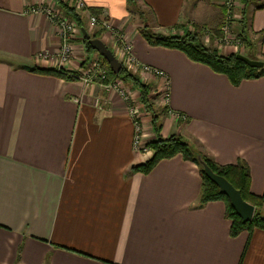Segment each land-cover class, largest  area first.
I'll return each mask as SVG.
<instances>
[{"label":"crops","instance_id":"1","mask_svg":"<svg viewBox=\"0 0 264 264\" xmlns=\"http://www.w3.org/2000/svg\"><path fill=\"white\" fill-rule=\"evenodd\" d=\"M80 1L126 36L140 65L162 72L141 80L157 90L166 83L168 109L185 120L166 113L161 136L179 134L218 165L243 161L250 192L264 197V77L234 86L178 50L149 45L127 0ZM137 2L160 34L195 13L188 0ZM245 3L246 57L264 61V0ZM43 4L56 5L0 0V264H264V231L230 236L224 203H199L194 163L176 155L131 171L151 156L134 153L115 90L21 68L57 50L55 25L32 12ZM72 46L69 69L78 70L81 37Z\"/></svg>","mask_w":264,"mask_h":264},{"label":"trees","instance_id":"2","mask_svg":"<svg viewBox=\"0 0 264 264\" xmlns=\"http://www.w3.org/2000/svg\"><path fill=\"white\" fill-rule=\"evenodd\" d=\"M243 4L246 5L242 0ZM54 2L61 7V9L72 16L76 22H81L79 17L74 14V10L65 3L64 0H54ZM135 0H127L128 8L130 5L134 6ZM131 7V6H130ZM92 13L99 15V11L91 9ZM142 17V16H141ZM243 17V16H242ZM244 21L242 20L243 31L239 35L240 39L246 41ZM80 24V23H79ZM83 27H81V30ZM101 30V29H100ZM101 31H95L93 34H89L90 38L100 39L102 35ZM140 36L151 46H159L168 49L178 50L183 53L190 61L203 64L210 68L214 73L224 75L228 81L237 86L242 80L256 79L264 77L263 68H252L235 58L234 53L222 54L216 47L207 46L203 43L200 32L195 30H187L183 34H169L162 35L156 33L146 26H142L139 29ZM84 37V36H83ZM83 49L86 53V57H89L91 53H96L91 49L87 40L83 39ZM101 58V63L105 67L107 74V83L109 80L119 78L125 81L126 84L133 85L139 94V100L146 111L150 110L149 104V92L153 88L149 83H143L136 76L127 73L125 69L121 68L119 73L114 74L110 71L107 62ZM88 59V58H87ZM81 62V67L85 64L86 60ZM21 68L40 75L54 76L65 80L77 79L79 73L68 69H56V68H42L35 66H21ZM112 82V81H111ZM106 84V83H104ZM161 111V113L159 112ZM166 114V109L155 111L152 115L151 126L155 134V139L150 141L147 145L153 151L151 157L144 163L137 164L131 168L132 172H139L142 174L150 172L158 162L164 159L172 158L176 155H180L184 160L194 163L199 168L201 176V192H200V204H205L209 201H222L225 205L226 218L230 220L229 234L232 237L238 236L242 232L250 234L253 230L259 229L264 231V215H261L258 210L264 206V197L257 196L250 192L249 184V169L243 161H238L234 165H218L211 158L205 156L202 152L191 147L189 143L181 138L179 134H172L168 137H162L160 134L161 125L160 118ZM201 155L202 159L213 170L214 173L223 176L232 186L240 191V194L244 201L253 205L255 212L253 218L245 223L241 218L236 215L235 211L231 207L227 197L220 193L218 187L210 181L202 172L201 167L198 165L196 155Z\"/></svg>","mask_w":264,"mask_h":264},{"label":"rangeland","instance_id":"3","mask_svg":"<svg viewBox=\"0 0 264 264\" xmlns=\"http://www.w3.org/2000/svg\"><path fill=\"white\" fill-rule=\"evenodd\" d=\"M64 1L65 3H67L69 7L73 9V2L71 0H64ZM228 1L229 0H191V1L188 0V5H187L188 9H193V12H195L194 16L189 14L188 17L186 18L187 19L186 23L184 25H179L180 26V27L178 26L179 31L175 30L174 34H183L187 30L197 29L200 32L202 41L205 45L216 47L222 54H224L226 51H232L234 54H242V55L245 54V56H247L246 50L249 49L248 39L244 41L239 37V35L243 31L242 20L244 21L243 22L244 26L247 22L246 21L247 18L245 15L246 12L245 13L243 12L245 5L242 3L243 2L242 0H231L230 4L228 3ZM135 2L136 3H134L135 4L134 6L130 5L131 7L129 6L128 8L132 12L131 13L132 17L134 19L140 18L139 21L143 24V26H146L147 28L151 29V26L149 25V23L152 22L150 18L151 12L146 11L145 8H142L143 6L141 5L142 6L141 7L138 4L137 0H135ZM244 2H246V0ZM45 6L48 5L45 4L41 5V7H45ZM54 7H56L55 9L59 8L61 11H63L61 7L57 4L54 5ZM89 10L91 11V9ZM67 15L70 17V19H72L71 15L69 14ZM78 17L81 22H76L75 33L73 34V38L71 40L72 45H74L76 41L80 39V37L82 40L84 39L83 33L81 31V27H83L84 30L90 35L93 34L95 31H101L99 25L95 26V28L93 27L92 29L87 24L84 16L82 17L81 15H79ZM104 32L106 31H103L102 34ZM162 35H168V34H162ZM243 35H245V37L248 38L246 30ZM102 38L106 39L109 46L108 48L113 52H115L117 48H120L121 42L126 41V36L125 35L123 36L121 33L118 34V33L109 32L107 38L103 35H100V40H102ZM86 59L87 60L85 64L81 67L83 68V70H86L88 72L94 71L95 73H100V71L102 72L104 71L106 73L105 67L101 63V58L97 53H91L89 57H86ZM92 63H94L95 65H93L91 68L90 65ZM122 68L125 69L127 73H130L131 75L136 76L138 79L141 80V74L139 70L135 69V67L123 65ZM142 73L144 76L147 77L149 76L150 78H154L152 72H142ZM147 81L146 82L142 81V82L147 84L148 83ZM109 82L118 84L115 89L117 94H119L118 90L121 89L122 87L125 89L124 90L125 93L128 92V95L129 94L132 95V96L129 95L130 96L129 100L123 103L125 105V109L127 113H128V107H133V108L134 106L137 107V111L135 112L134 115L142 119V123L144 124V126L145 123L147 125L146 133H149L145 137V143L147 145L150 141L155 139V138L152 139L154 131L152 130L151 120H152V115L155 113V111L163 109L162 102L160 101V98L162 97L163 85L162 87H160L161 89L158 90L153 88L150 89L148 96L150 110L146 111L144 108H142L144 110L140 109L139 103L140 104L142 103L139 100L138 91L133 85L126 84L125 81H122L119 78H114L113 80H109ZM102 83H107V74H106V78L102 81ZM159 93L160 95H158ZM159 112L161 113V111ZM129 115L130 114L128 113V116ZM168 115L170 117H173L170 114ZM178 122H180L179 125H181L182 122L181 121ZM160 125L161 128L163 125H165L163 119L160 120ZM148 150L149 151L146 155L151 156L153 154V151L151 150L150 147H148ZM205 156L207 155L205 154ZM263 207L258 210V212L261 215H264Z\"/></svg>","mask_w":264,"mask_h":264},{"label":"built area","instance_id":"4","mask_svg":"<svg viewBox=\"0 0 264 264\" xmlns=\"http://www.w3.org/2000/svg\"><path fill=\"white\" fill-rule=\"evenodd\" d=\"M73 2V9L74 13L76 15L84 16L86 19L87 24L90 28L93 29L95 26L99 25L100 29L103 31H106V33H118L122 34L118 29H116L113 25V23L110 21L106 15H96L92 13V11L89 10V8L85 7V5L80 0H71ZM228 3H231V0L228 1ZM54 6H45V7H37L32 9V12L39 13L45 15L51 23H53L57 29V36H58V47L56 52L53 54L50 51H42L40 52L36 57V65L38 67H52L56 69H69L72 61V55H73V47L71 40L73 38V34L75 33V27H76V21L74 19H70V17L63 11H61L58 7V9H55ZM77 16V17H78ZM124 36V34H122ZM113 52V51H112ZM114 56L118 61L121 62L122 66H132L135 67V69L139 70L140 74L143 75L142 72H152L154 77H158L162 75V72L151 69L147 65H140L133 52H132V45L131 43L126 39V41L121 42L120 48H117L115 52H113ZM95 65L92 63L90 67ZM79 73V76L77 80H80L85 85L91 84V83H98L99 85L103 86L106 89H113L115 90L117 85L116 83H102V81L106 78V73L103 71H100V73H95L94 71H86L83 70V68H80L78 70H73ZM125 89L121 87V89L118 90L120 99L125 103L129 100L130 96L128 95V92L125 93ZM162 97L160 98V101L162 102L163 108L166 109L167 113L172 115L173 119L178 122H183L185 120L184 115L173 112V110L168 109V88L166 83L163 85L162 88ZM161 93V92H160ZM160 93L158 95H160ZM139 107L141 110L143 108V105L139 103ZM137 111V107H128V113L130 114V120L132 121L134 132H133V138H132V148L136 155H146L148 153V147L145 143V137H146V124L142 123V119L136 117L134 114Z\"/></svg>","mask_w":264,"mask_h":264},{"label":"water","instance_id":"5","mask_svg":"<svg viewBox=\"0 0 264 264\" xmlns=\"http://www.w3.org/2000/svg\"><path fill=\"white\" fill-rule=\"evenodd\" d=\"M81 31L91 49H93L107 62L110 71L114 74L119 73L122 68V64L116 59L113 52L104 44V42L98 38H90L89 34L84 30V28ZM235 58L252 68L264 67V61L262 60L250 59L242 54H236ZM196 160L205 176L218 187L220 193L227 197L231 207L235 211L236 215L241 218L242 222L245 223L250 221L253 218L255 212L254 206L244 201L240 191L235 189L232 184L228 182V180H226L223 176L214 173L213 170L202 159L201 155L197 154Z\"/></svg>","mask_w":264,"mask_h":264}]
</instances>
